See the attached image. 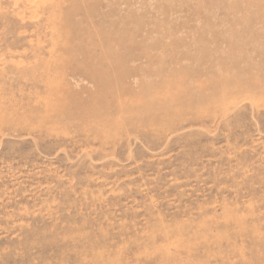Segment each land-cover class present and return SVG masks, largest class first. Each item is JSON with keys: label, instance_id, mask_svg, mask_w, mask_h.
I'll return each instance as SVG.
<instances>
[{"label": "rangeland", "instance_id": "obj_1", "mask_svg": "<svg viewBox=\"0 0 264 264\" xmlns=\"http://www.w3.org/2000/svg\"><path fill=\"white\" fill-rule=\"evenodd\" d=\"M0 264H264V0H0Z\"/></svg>", "mask_w": 264, "mask_h": 264}, {"label": "bare ground", "instance_id": "obj_2", "mask_svg": "<svg viewBox=\"0 0 264 264\" xmlns=\"http://www.w3.org/2000/svg\"><path fill=\"white\" fill-rule=\"evenodd\" d=\"M121 43V42H120Z\"/></svg>", "mask_w": 264, "mask_h": 264}]
</instances>
